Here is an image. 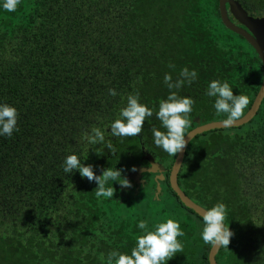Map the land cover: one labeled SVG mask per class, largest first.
<instances>
[{"label": "trees", "instance_id": "trees-1", "mask_svg": "<svg viewBox=\"0 0 264 264\" xmlns=\"http://www.w3.org/2000/svg\"><path fill=\"white\" fill-rule=\"evenodd\" d=\"M238 1L264 15V0ZM184 68L196 72L190 83ZM166 73L181 86L168 89ZM212 80L248 97L241 116L263 81L260 57L224 25L219 0H20L15 11L0 8V103L18 114L12 135L0 136V264H107L110 252L130 254L142 219L148 230L179 223L183 252L166 264H210L202 217L169 183L177 154L156 147L151 130L164 131L155 112L169 91L193 100L185 135L197 118L222 121L206 95ZM129 94L153 115L140 134L113 137L110 124ZM148 153L167 169L159 196L155 174L126 177ZM69 154L96 176L118 169L128 186L107 181L113 197L97 198L95 179L63 171ZM178 183L205 208L225 205L233 236L218 264H264V100L249 123L197 135Z\"/></svg>", "mask_w": 264, "mask_h": 264}, {"label": "clouds", "instance_id": "clouds-1", "mask_svg": "<svg viewBox=\"0 0 264 264\" xmlns=\"http://www.w3.org/2000/svg\"><path fill=\"white\" fill-rule=\"evenodd\" d=\"M19 0H0V8L5 11H15ZM180 76L187 82L196 78L195 70L184 68ZM168 89L179 88L182 80L171 82V77L166 73L163 77ZM109 94L115 96L114 89H109ZM206 95L214 97L212 107L217 115L224 114L222 120L224 127L233 125L242 115L243 109L248 105L246 95H233L232 88L227 82L217 80L210 81L206 86ZM138 95L129 94L126 106L120 109V118L114 119L110 124L113 137H132L141 133L146 117L153 115L152 109L139 103ZM193 100L188 96H178L176 92L169 91L167 97L159 102L155 112L156 119L164 131L153 127L151 130L152 143L168 155L180 153L187 141L185 130L189 125L188 114L192 111ZM17 110L7 103H0V136H11L16 130ZM95 138L103 140L104 136L99 129L94 128ZM63 171L78 170L82 178L89 181L95 179L97 198H112L114 191L111 185L105 186L107 181H118L122 187H127L129 182L120 178L118 169L108 168L102 176L94 175L92 168L81 164L76 154L66 155L63 160ZM133 171L135 168L132 169ZM226 208L223 203H216L202 212L203 226L200 230V239L205 244L213 247L223 246L227 248L233 232L229 224L225 225ZM136 227L142 230L141 235L135 237V245L130 254L110 252L107 256V264H166L175 254L183 252V244L177 239L184 235L179 223L173 219L158 222L154 230H148L147 221L139 220Z\"/></svg>", "mask_w": 264, "mask_h": 264}, {"label": "water", "instance_id": "water-1", "mask_svg": "<svg viewBox=\"0 0 264 264\" xmlns=\"http://www.w3.org/2000/svg\"><path fill=\"white\" fill-rule=\"evenodd\" d=\"M219 9L224 25L229 30L242 36L255 49L263 64V81L252 106L243 116L239 117L233 125L227 128L239 127L249 123L256 116L264 100V17H254L250 15L249 12L243 7L242 3H240L238 0H219ZM231 17H233L235 21L232 20ZM196 122L198 123V126L191 129L185 135L187 143L184 149L176 156L175 162L170 170L169 183L171 188L179 196L182 203L202 217V212L207 208L196 203L182 190L178 183L179 172L183 165L187 147L197 135L210 130L223 129L226 127L223 126L222 121H212L201 124L200 118H197ZM143 159L148 161V166H136L135 170H132L127 178L133 179L136 182H142L143 180H141V177L143 173L147 172L156 174L155 196H159L162 191L161 182L165 179L164 173L167 171V169L163 163L156 161L154 156L149 153L144 155ZM221 247L222 246L211 247L209 252L210 264H218L216 256L219 253Z\"/></svg>", "mask_w": 264, "mask_h": 264}, {"label": "flooded vegetation", "instance_id": "flooded-vegetation-1", "mask_svg": "<svg viewBox=\"0 0 264 264\" xmlns=\"http://www.w3.org/2000/svg\"><path fill=\"white\" fill-rule=\"evenodd\" d=\"M240 2V1H239ZM243 5V4H242ZM250 14V13H249ZM251 15V14H250ZM252 16H254V17H264V15L262 14V15H252ZM232 18V20H234L235 21V19L233 18V17H231ZM146 163V164H143V163ZM148 161L147 160H145V159H143V157L139 160V163H137V164H139V165H137V167H139V166H148V163H147ZM135 168V167H134ZM132 170H127V171H125V173H126V177L130 174V172H131ZM156 175V174H155ZM127 181L129 182V180L127 179Z\"/></svg>", "mask_w": 264, "mask_h": 264}]
</instances>
